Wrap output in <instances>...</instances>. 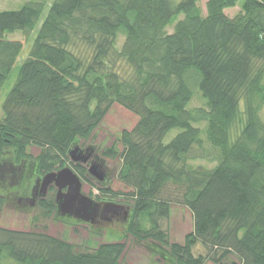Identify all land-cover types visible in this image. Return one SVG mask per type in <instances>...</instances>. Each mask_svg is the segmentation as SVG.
<instances>
[{"label":"trees","instance_id":"obj_1","mask_svg":"<svg viewBox=\"0 0 264 264\" xmlns=\"http://www.w3.org/2000/svg\"><path fill=\"white\" fill-rule=\"evenodd\" d=\"M201 1L54 0L38 30L50 0L0 11V92L28 46L3 104L0 166L6 157L32 160L26 183L32 172L43 178L67 167L85 179L70 152L118 104L139 121L119 138L122 151L102 156L119 160L114 176L130 192L98 185L104 198L95 202L124 197L125 235L166 248L173 264L231 256L264 264V0H208L206 16ZM238 6L235 18L225 14ZM197 98L202 106L193 107ZM54 196L38 206L60 217ZM8 199L1 189L0 211ZM173 204L194 218L183 245L161 227ZM198 245L208 256L194 254ZM124 248L76 251L48 235L0 228V261L12 264H124Z\"/></svg>","mask_w":264,"mask_h":264},{"label":"rangeland","instance_id":"obj_2","mask_svg":"<svg viewBox=\"0 0 264 264\" xmlns=\"http://www.w3.org/2000/svg\"><path fill=\"white\" fill-rule=\"evenodd\" d=\"M26 0H0V11L18 9ZM54 0H50L47 9L45 10L37 30L45 19L48 9ZM208 0H202L199 3V9L203 16L207 14ZM240 13V6L234 9H228L225 14L232 18H235ZM184 16H180L175 19L171 25L167 28V32L172 33L175 25L178 21L182 20ZM13 39L22 41L25 46L24 39L16 33ZM28 52V46L25 47V52L17 61L13 71L4 84L0 92V120L3 119V104L6 101L8 94L12 90L16 83L19 69L26 58ZM202 106V101L197 98L193 104V107ZM262 119L264 121V108L261 112ZM139 118L129 111L125 110L118 104L112 106L111 110L101 123V125L94 131L93 138L86 141H79L78 148L86 150L90 148L93 150V155H98L102 159V153L104 150L110 148H116L118 151H122L123 147L119 141L123 132H130L138 123ZM178 132L174 131L170 134L169 139H172ZM76 148V147H75ZM31 156L36 157L39 154V150L32 148L29 150ZM104 160V159H102ZM106 162L105 167L109 169L112 174L111 183L108 185L114 192L127 194L130 189L120 183L116 176H114L120 162L116 160H104ZM12 164L13 170L18 169L22 171L19 181H2L0 180V190H5V194L8 196V203L0 211V228L14 232L23 233H35L48 235L55 239L66 241L67 243L76 247V251L92 250L102 244L120 243L124 244L123 262L124 264H173L171 262V256L169 250L159 246L156 243L150 242H136L125 235V223L119 222H103L101 225H90L85 223L72 224L67 217H58L56 213L47 214L42 211L37 202L34 207L19 204V199L24 198L23 191L26 187V176L29 175L33 167L32 160L28 163H15L10 158L4 159V166ZM191 165L202 166L208 169L214 167V164H208L206 162H197ZM32 166V167H31ZM70 166V165H69ZM23 170H21V168ZM72 168V167H71ZM18 173V172H17ZM5 186V189H4ZM88 184L84 183L83 193L91 198L93 201L97 199H103L104 195L99 192V188L94 182L91 185V189L88 188ZM29 196V195H28ZM49 196V195H47ZM114 203H119L124 197H117ZM125 205V203H119ZM127 206V205H126ZM65 219V221H63ZM194 218L191 212L185 207L173 204L171 209L170 218L168 220L161 221L162 230L165 231L170 239L171 243L183 245L185 238L193 231ZM125 237V238H124ZM208 250L198 245L194 249L195 255L208 256ZM0 264H12L10 261H0ZM206 264H215L211 262V257ZM220 264H238L237 259L234 256L229 257L223 263Z\"/></svg>","mask_w":264,"mask_h":264},{"label":"water","instance_id":"obj_3","mask_svg":"<svg viewBox=\"0 0 264 264\" xmlns=\"http://www.w3.org/2000/svg\"><path fill=\"white\" fill-rule=\"evenodd\" d=\"M87 150L91 149L88 148ZM78 152V147L71 150L70 158L72 162H81L86 164L88 158L82 156L77 157ZM9 167H12V164L0 166V175L3 171H5V169ZM102 169L104 170V165H99L97 162H95L91 164L89 173L97 180L103 181L105 177L104 173L106 171H103L102 174H100ZM16 180L17 179H14L13 181ZM52 185L58 189L56 204L59 209V214L62 217H69L80 223L95 225L96 220L98 219V216L102 210L106 215H116L118 217H122L126 226L128 225L131 212L130 208L121 204L109 203L105 204L103 209L101 204L96 203L83 193L84 183L71 168L67 167L58 172L45 175L42 179H40L39 185L37 183L35 190L38 188L40 195L45 197L48 189ZM64 190H66L65 193H63ZM36 196L37 195L34 193L30 204L31 207H34L36 203L34 200Z\"/></svg>","mask_w":264,"mask_h":264},{"label":"flooded vegetation","instance_id":"obj_4","mask_svg":"<svg viewBox=\"0 0 264 264\" xmlns=\"http://www.w3.org/2000/svg\"><path fill=\"white\" fill-rule=\"evenodd\" d=\"M93 150H82L80 147H79V152H78V154H77V157H79V156H82V157H85V158H88V161H87V163L86 164H84V163H81V162H79V163H73L74 164V166H78V165H80L82 168H84V169H86V171H87V174H86V177H85V179H83V178H81L79 175V178L82 180V182L83 183H85V184H88V188H92L91 187V185L95 182L96 183V185L98 186V185H102V184H110L111 183V177H110V172H109V169L107 168V167H105V165H106V162L104 161V164H103V160L102 159H104L103 157H102V159L101 158H99V156L98 155H93ZM102 160V161H101ZM105 160V159H104ZM101 161V162H100ZM95 162H97L99 165H104V170L102 169L101 170V172H100V174H102V172L103 171H106L105 173H104V175H105V177H104V180L103 181H99V180H97L94 176H92L90 173H89V171H90V167H91V164H93V163H95ZM23 168L24 167H22L21 168V170H23ZM18 172V173H17ZM75 172V171H74ZM21 174H22V171H18V169H14L13 170V167H9V168H7V169H5V171H3L2 172V174L0 175V180H2L3 182L4 181H13L14 179H17L18 181H19V178L21 179V178H23L22 176H21ZM100 174H99V176H100ZM36 176H35V174L32 172V175H31V178H30V180H29V182H27L26 184H27V188L25 189V191H24V193H23V195H24V198H20L19 199V204H24V205H28V206H30V204H31V201H32V198H33V194L35 193L37 196L34 198V200L37 202V206L39 205V203L42 201V200H46L51 194H52V192H55V196H54V198H55V204H56V196H57V192H58V189L54 186V185H52L49 189H48V192H47V194H46V196L45 197H42L41 195H40V193H39V189L37 188L36 190H35V186L37 185V183H38V185H39V181H40V179H42V178H35ZM13 179V180H12ZM34 179V180H33ZM89 180L90 179V181H85V180ZM16 180V181H17ZM33 180V181H32ZM91 182V183H90ZM35 191V192H34ZM34 192V193H33ZM66 192V190H64L63 191V193H65ZM29 195V196H28ZM47 195H49V196H47ZM95 201V200H94ZM99 204H101L102 206H103V209H104V205L105 204H109V203H114V202H103V200H100V202H98ZM114 204H119V203H114ZM56 206H57V204H56ZM58 210V213H59V209H57ZM61 216V215H60ZM105 221H107V222H119V221H124V219L122 218V217H118V216H116V215H106L105 213H104V211H102L101 210V213L99 214V216H98V219L96 220V224L95 225H101V224H104L103 222H105ZM125 226H126V224H125Z\"/></svg>","mask_w":264,"mask_h":264}]
</instances>
